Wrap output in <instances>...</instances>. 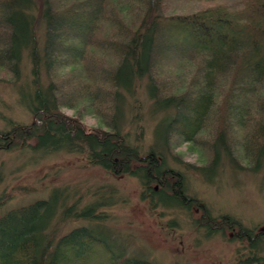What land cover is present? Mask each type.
Wrapping results in <instances>:
<instances>
[{"label": "trees", "instance_id": "obj_1", "mask_svg": "<svg viewBox=\"0 0 264 264\" xmlns=\"http://www.w3.org/2000/svg\"><path fill=\"white\" fill-rule=\"evenodd\" d=\"M25 54L33 91L20 92L21 102L33 121L0 130V151L82 154L112 174L136 177L143 199L197 208L194 223L207 236L230 232L229 241L249 242L240 264H264L263 230L214 216L168 164L171 156L206 176L223 158L239 169L264 165V0H0L1 80L21 79ZM144 79L155 110L166 112L145 154L122 131L126 94ZM88 114L105 126L85 125ZM185 142L199 147L203 161L184 160L177 148ZM64 192L0 216V264H154L104 226L101 208L112 198L78 209ZM72 218L95 224L61 232Z\"/></svg>", "mask_w": 264, "mask_h": 264}, {"label": "rangeland", "instance_id": "obj_2", "mask_svg": "<svg viewBox=\"0 0 264 264\" xmlns=\"http://www.w3.org/2000/svg\"><path fill=\"white\" fill-rule=\"evenodd\" d=\"M43 37L41 29V41ZM22 69L18 82L0 79V130L10 129L11 123L33 121L20 93L28 95L33 91L28 54ZM43 83H47L45 75ZM62 111L79 117L74 108L65 107ZM123 112V133L145 154L154 144L158 126L166 116V112L155 110L146 79L140 82L134 95L126 94ZM81 120L90 128L105 126L97 114L85 115ZM177 150L186 162L204 159L199 147L192 143L185 142ZM168 164L171 169L183 172L188 194L206 203L214 216L229 214L245 227L264 232V165L257 171L239 169L223 158L219 168L206 176L179 164L171 156ZM56 188L65 191L63 201L67 205L76 203L78 209L98 199L112 198L113 204L101 208L106 214L104 226L131 253L154 264H240L238 260L248 253L247 240L229 241L230 232L209 237L205 230L197 228L194 223L200 216L197 208L188 211L164 205L157 197L154 201L143 199L142 185L136 177L112 174L89 164L82 154L60 151L44 156L22 146L0 151V198L5 200L0 216L11 208L47 199ZM92 223L68 219L62 222L61 232ZM260 248L264 256V241Z\"/></svg>", "mask_w": 264, "mask_h": 264}]
</instances>
